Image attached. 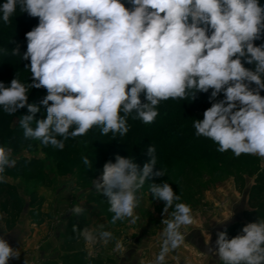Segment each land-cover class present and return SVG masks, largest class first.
<instances>
[{
  "label": "clouds",
  "instance_id": "clouds-1",
  "mask_svg": "<svg viewBox=\"0 0 264 264\" xmlns=\"http://www.w3.org/2000/svg\"><path fill=\"white\" fill-rule=\"evenodd\" d=\"M4 0L0 19L5 26L19 8L39 23L25 34L27 50L21 55L17 43L0 55L19 56L31 83L17 74L6 85L0 82V108L8 115L27 107L19 125L25 139L63 150L65 141L85 136L94 127L102 135L124 136L128 118L151 124L162 101L194 100L208 93L211 107L203 119L194 120L195 135L212 140L220 153L231 152L264 158V5L259 0ZM11 42V41H10ZM254 64V69L244 65ZM252 85H255L253 87ZM44 88L39 103H29L31 89ZM223 93L224 98L217 101ZM51 102V103H50ZM43 106L46 118L35 116ZM121 113H123L121 115ZM35 123V127H33ZM59 137V138H58ZM11 148L0 145V183L6 168L14 167ZM156 148L149 145L150 159L141 167L135 157L116 155L92 180L97 193L107 197L109 223L130 218L136 224L138 193L148 192L164 202L160 250L149 264H167V258L185 244L184 226L194 223L190 205L179 202L168 182H150L166 170H155ZM90 165L87 156L82 157ZM73 216L84 213L79 203ZM2 218V217H0ZM82 231L73 224L77 238L87 243L107 244L114 236L98 226ZM242 234L229 239L218 231L215 245L205 240L209 258L221 264H264V219L247 223ZM7 233H5L6 235ZM122 245L117 242L116 250ZM20 252L0 236V264L19 259ZM179 264L178 255L176 256ZM24 264H28L27 259Z\"/></svg>",
  "mask_w": 264,
  "mask_h": 264
},
{
  "label": "rangeland",
  "instance_id": "rangeland-1",
  "mask_svg": "<svg viewBox=\"0 0 264 264\" xmlns=\"http://www.w3.org/2000/svg\"><path fill=\"white\" fill-rule=\"evenodd\" d=\"M262 41L264 43V40ZM252 86L255 87V85ZM261 95L264 96V91H261ZM223 98V93H221L217 97V101ZM213 102L216 101L203 102L204 106L194 111L196 119L202 120L204 111L211 107ZM18 123L19 120L16 119L12 126L14 127ZM21 129L20 127L19 131ZM132 131L134 132V130ZM126 135L121 140L116 139L115 144L110 147H104L103 142H93L88 145L85 143L86 139L77 137L74 139L75 143L65 142L69 145L64 147L67 154H63L64 150L48 149V146L41 145L38 140L32 139L29 144L19 139L6 140L2 145L11 148V157L16 160V164L14 167L6 168L3 174L6 182L0 183V217H2L0 218V233L5 232L4 228L11 229L17 223L18 227L25 229L27 222L33 219L34 222L41 221L39 225L43 221L47 224L52 223L49 225L55 224L53 226L57 227L59 224L56 221L64 218L66 212L71 211L70 209L75 203H79L85 209L84 213L89 221L87 224L82 221V230L89 227L96 232L100 230L98 226L103 224L105 225L104 230L112 232L114 238L107 244L98 242L96 244L88 243L87 246L83 239L84 245L82 244L80 249L81 260L78 258L67 264H87L84 262L86 256L88 260L89 258L97 260L95 262L98 264H116L117 260L115 261V259H113V263L105 261L111 252L113 255L119 253L120 258L125 253L129 264L152 261L159 251L141 248H147L149 242H153L156 235H158V240L161 239L159 233L164 227L162 220L171 218L170 213L174 209H169L168 217L163 214L164 202L151 196L146 183L138 193L141 202L135 210V214L139 216L137 223H130L129 218L112 225L109 223L112 213L108 212L107 197L97 193L92 185V180L102 174L103 165L108 161L114 163L116 155L125 158L135 157L136 162L142 167L150 159L147 155V148L151 144L156 148L157 165L155 170L165 169L166 175L154 177L150 182L157 184L168 182L174 192L181 195L179 202L191 206L194 216V223L181 229L182 232L187 233V237H185L187 248L182 246L169 256L176 254L178 257L180 256L179 264H221L218 256L209 258L202 254L207 253L205 240L210 235L211 244L215 245L217 232L227 230L229 226L237 223V213L242 210L243 212L258 210L260 214L264 213V191L259 193L253 189L256 182L261 181L259 177L257 178L260 166L257 162H252L247 165L240 164L241 166L237 167V157L231 150L220 153L216 150L218 145L204 137V140H208V145H205L202 150H194L191 158L176 160L168 156V151L153 144L152 138L148 135L137 134L136 131L130 138H127ZM122 141L127 142L124 146L126 148L120 151L114 149ZM210 145H214L212 151H209ZM217 155H219L218 160ZM84 156L89 158L90 165L83 163L82 157ZM246 175L250 177L247 180ZM257 197H259L258 202ZM241 202L246 208L240 206ZM256 215L258 216V214ZM239 221L249 222L244 217ZM251 221L257 222L258 219L255 217ZM123 226L129 228L128 232L130 233L124 239L122 233L125 232V229L121 232L120 229L112 228H122ZM227 233L229 239L237 235V231L230 230ZM143 237L144 239H142ZM127 239L133 243L130 244L128 250L108 251L109 248L116 246L117 242L125 243ZM139 239L141 240L139 242L145 243L144 245L139 243L142 245L139 247L140 249L134 243ZM100 244L104 249L96 248ZM93 245H95L94 249H92ZM96 263L92 262V264ZM167 264H177V262L168 260Z\"/></svg>",
  "mask_w": 264,
  "mask_h": 264
},
{
  "label": "trees",
  "instance_id": "trees-1",
  "mask_svg": "<svg viewBox=\"0 0 264 264\" xmlns=\"http://www.w3.org/2000/svg\"><path fill=\"white\" fill-rule=\"evenodd\" d=\"M126 7L131 8L132 5L127 3V0H123ZM261 5H264V0H259ZM4 0H0V4H3ZM39 23L38 18H32L28 16L27 13H21L19 8H17L16 13L11 17V23L7 26L4 25L2 19H0V48H8L9 51L11 48H14L18 43L20 45V53H23L27 50V40L25 34L32 30ZM264 40V39H262ZM262 40L255 41L256 45L263 43ZM11 41V42H10ZM30 61L21 60L19 56H4L0 55V82H4L6 85L10 84V81L17 74L18 79L21 82L31 83V73L28 69L25 68L26 64H29ZM246 68L254 69V64L244 65ZM211 89L208 93H198L194 100H191V97H188L186 100H172L162 101L159 106V115L155 121L151 124H144L139 119L133 120L131 116L128 118V124L130 126L127 138H130L135 131L137 134H145L152 138L153 144L157 147L168 151L169 157L172 159L180 160L181 158H191L194 150H202L205 145H208V140H204L203 137H198L195 135V129L193 127L194 120L196 119L194 111L198 108H202L203 102L209 101V96ZM47 95V91L44 88L40 89H31L29 93V103H39V101ZM51 103V102H50ZM41 111L38 112L35 116L36 120L46 118V109L41 105ZM27 107L19 109L15 114L8 115L5 114L0 108V145L4 144L6 140L9 139H19L24 143L29 144L32 139H25L23 135V129H20L19 123L14 127L12 124L14 120H20V116L27 115ZM123 113H121L122 115ZM35 127V123L32 125ZM134 130V132L132 131ZM99 127H94L91 129L85 136L80 138L86 139L85 143L88 145L93 142L102 143L104 147H110L115 144V140L123 139V136L119 134L113 136L111 132L107 135H102ZM99 132V133H98ZM59 138V137H58ZM67 141H72L75 143L74 139H68ZM65 141V142H67ZM70 142H67L70 144ZM126 141H122L117 146V150H124L126 147ZM20 144V143H18ZM69 145L65 144V147ZM214 145H210L209 151L213 150ZM48 149H58L48 146ZM131 148V147H129ZM63 154H67L65 148L63 149ZM139 152V150H137ZM217 160L219 155L216 156ZM215 160V159H213ZM233 161V159H231ZM208 161H211L208 159ZM254 156L241 154L240 157H237V167L241 166L240 164L247 165L248 163L256 162ZM261 181L256 182V185L253 189L257 190L259 193L264 191V169L259 171L257 178ZM3 194V193H2ZM259 197H257L258 202ZM256 204V203H255ZM258 214V216L256 215ZM247 218L248 223L252 222L256 217L259 219H264V213L256 211H244L242 213V218ZM74 221V220H73ZM247 223L237 220V223L232 224L227 228V231H237L238 234H242V228Z\"/></svg>",
  "mask_w": 264,
  "mask_h": 264
},
{
  "label": "crops",
  "instance_id": "crops-1",
  "mask_svg": "<svg viewBox=\"0 0 264 264\" xmlns=\"http://www.w3.org/2000/svg\"><path fill=\"white\" fill-rule=\"evenodd\" d=\"M254 157L257 160L256 161L257 164L260 166V170L264 169V158H260L258 156H254ZM244 177H245V175H244ZM248 178H250L249 175L246 177V180ZM240 206H242V208L245 207L243 202L240 203ZM242 212H243V210L240 211V213H237V220L242 218ZM38 217H40V216H38ZM46 217H48V216L46 215ZM42 218H43V216H42ZM87 220L88 219H86L85 213H82L81 215H78V216H73L71 211H69V212H66V215L64 218L56 221V223L59 224V226H57V227L53 226L55 224L49 225L52 223L47 224L46 222H43V221L39 225V223L41 221L34 222L35 220L33 219V220L27 222L25 229H23L22 227H18V225H17L18 223L11 229L4 228L5 232L4 231L1 232L0 236H4V238L7 239V241L9 242L10 246L17 249L20 252L19 259L10 258L8 264H24V261L26 259L28 261V264H67L71 260L73 261V260H76L78 258H79V260H81L82 256H81L80 249L82 248V244L84 245V240H83L84 238L83 237L77 238L76 234L73 233V231H72V226H73V224H75V225H77L79 230L82 231V227H81L82 221L86 222V224H87V223H89V221H87ZM30 225H31V227H30ZM29 228H31V229L29 230ZM112 228L115 230L120 229L121 232H123V230L125 229V232L122 233L123 239H124V237H126V235L129 236V234H130L128 232L129 228H126L124 226L122 228H115V227H112ZM161 231L162 230H160V233H161ZM5 233H7V234L5 235ZM124 233H125V235H124ZM186 237H187V235H186ZM81 239H82V242H81ZM142 239H144V237ZM139 241H141V240L139 239L137 242H134L138 248L140 246H142L139 243H142L143 245L145 244V243H143V241L142 242H139ZM160 243H161V239L158 240V235H156L154 238V241L149 242V245L147 248L144 247L141 249H143V250L150 249V250H158L159 251L160 250ZM87 244L88 243L86 242L85 245L87 246ZM120 244L122 245V247L119 250L123 251L124 249L128 250L130 248V244H133V243H130L127 239L125 241V243H123V241H122V243H120ZM97 246L98 247H96V248L101 247V249H104L102 244L97 245ZM182 246L184 247L185 244ZM94 247H95V245L92 246V249H94ZM184 248H187V247L185 246ZM114 250H116L115 246L109 248L108 251L111 252ZM124 256H125V253H123L122 257L120 258L119 253H117L116 255H113L111 252L107 256V259L105 257V259H106L105 261H109L110 263H113V261H114L113 259H115V261L117 260L116 264H122V263L123 264H129V260H128L127 256H125V258H124ZM176 256H177V254L172 255L171 257L168 256L167 261L170 260L173 262L174 261L177 262ZM88 257H90L89 254H88ZM178 259H179V261H181L180 256L178 257ZM85 260L86 261H84V262H86L87 264H92L93 261H94V263H96L95 261H97V260H92L90 258L88 260L87 256H86ZM100 262H102V261H100ZM141 263L142 264H149L148 261L138 262L137 264H141ZM96 264H98V263H96ZM181 264H183V263H181Z\"/></svg>",
  "mask_w": 264,
  "mask_h": 264
}]
</instances>
